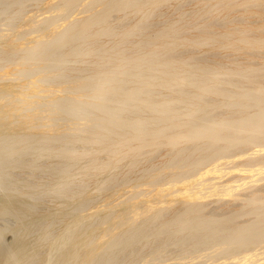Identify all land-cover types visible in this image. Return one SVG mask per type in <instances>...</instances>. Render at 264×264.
Listing matches in <instances>:
<instances>
[{
  "label": "bare ground",
  "instance_id": "bare-ground-1",
  "mask_svg": "<svg viewBox=\"0 0 264 264\" xmlns=\"http://www.w3.org/2000/svg\"><path fill=\"white\" fill-rule=\"evenodd\" d=\"M29 1L36 5L26 12ZM180 1L0 0V16L7 15L0 17V184L10 182L0 216L25 215L29 224L10 251L13 264H118L125 257V264H170L169 256L167 262L160 256L166 243L147 256L138 253L148 249L150 237L163 235H181L175 238L180 256L171 264H264V57L260 67L229 63L236 70L218 87L216 65L176 52L187 41L231 48L228 32L217 33L220 40L208 28L209 37L188 39L183 30L196 18L195 6L188 17L178 13L152 24ZM228 3L223 12L230 11ZM252 36L245 27L237 40L251 51L264 47L263 35ZM236 78L241 82L234 85ZM33 149L38 161L53 155L63 164L52 194L41 190L51 195L49 211L39 210L41 195L15 194L18 182L7 171L10 163L25 164L22 157ZM158 150L164 153L154 162ZM225 196L245 199L224 218L201 214L203 199ZM179 202L180 211L174 208ZM241 214L252 219L235 224L231 216ZM31 232L36 236L26 240ZM122 251L127 254L117 262Z\"/></svg>",
  "mask_w": 264,
  "mask_h": 264
},
{
  "label": "rangeland",
  "instance_id": "rangeland-1",
  "mask_svg": "<svg viewBox=\"0 0 264 264\" xmlns=\"http://www.w3.org/2000/svg\"><path fill=\"white\" fill-rule=\"evenodd\" d=\"M188 0H181L180 1V3L178 2V3H175L172 7H170V8H168V9H163V12H161V16H157L156 18H154L153 19V21H152V24H154V25H158L157 23H159V25L158 26H161L162 24H163V21L165 22V19L167 20V19H170V20H172V19H175L176 17H177V14L178 13H182L181 15H185L186 17H188L189 15H191V13H193V12H190V11H192L193 10V8H194V6H195V9L193 10V11H195L193 14L196 16V18L194 19V20H192V21H189V23L188 24H185V29L186 30H183V32H187V33H184L185 34V36L188 38V39H194V38H200V34H203L202 36H204V37H209L208 35H211L212 33L215 35H217V39H220L219 37H220V35H218L217 33H219V34H224L225 32H228L227 33V37L231 40V42L233 43V45L235 46H232L231 48L229 47V48H217L218 50H216V49H213L212 47H210L209 45H207V46H198V45H195V44H192L191 42H189V41H187L186 43H185V45L183 46L184 47V49H178L179 51L178 52H176L177 54H179L180 53V51H181V53L182 54H184L185 56H186V54H187V56L190 54L191 55V57H194L195 58V61L197 62V61H199V63L198 64H202L203 62H207V63H209L210 65H212V64H214V65H216V67L215 66H213L212 65V68H214V71H216V74H217V76H219L218 78H217V84H218V87H224V82L225 81H227L228 79H226V78H229L230 77V75H232L233 74V70H236V69H240V67L242 68V67H244L245 69H246V67H251V65H255V67H260V63L262 62V60H263V57H264V47H253L254 49V51L252 50L251 51V49H252V47H248V46H243V45H241L240 43H239V41L237 40V36L239 35V33L240 32H242L243 30H245V27H246V29H247V32H248V34L249 35H253L252 37H254V36H261V35H263L262 37L264 38V11H262V8L261 9H259V8H257V5H258V3L260 4L258 7H263V4H264V0H246V2H245V0H201V1H198V0H189V2H187ZM197 1V2H196ZM222 1V2H221ZM229 2L227 5L229 6V10L230 11H228V12H223L224 10H222L223 9V7H221L222 6V3H224V2ZM233 2V3H230V2ZM250 1V2H249ZM219 2H221V4L219 3ZM236 2V3H235ZM239 2V3H238ZM243 2H244V4H248V3H250L249 5H246V6H244V4H243ZM254 2H256V4L254 3ZM258 2V3H257ZM194 3V4H193ZM215 3V4H214ZM261 3H262V5H261ZM186 4V5H185ZM198 4V5H197ZM252 4V5H251ZM27 6H26V12H31V10H33V6H35L36 4L34 3V1H32V2H30L29 1V3H27L26 4ZM177 5V6H176ZM179 5H181V6H179ZM203 5V6H202ZM209 5H211V6H209ZM214 5V7H212ZM235 5H236V9L234 8L235 7ZM242 5V6H241ZM206 6V7H205ZM233 6V7H232ZM241 6V7H240ZM253 6H255V7H253ZM176 7V8H175ZM182 9H181V8ZM192 7V8H191ZM197 7H199V8H197ZM204 7V8H203ZM213 9H212V8ZM215 7H217V9H219L220 7V9L217 11V9H215ZM240 7V8H239ZM247 9H246V8ZM178 8V9H177ZM201 8H203V9H201ZM207 8V9H206ZM209 8L211 9V10H209ZM231 8V9H230ZM243 10H242V9ZM250 8H251V11H250ZM254 8V9H253ZM257 8V9H256ZM264 8V7H263ZM171 9H172V11H171ZM174 9V10H173ZM197 9H198V11H197ZM201 9V10H200ZM239 11H238V10ZM166 10H168V11H166ZM175 10H176V12H175ZM178 10V11H177ZM200 10V11H199ZM215 10H216V12H215ZM256 11V10H258L257 12H256V14L254 13V11ZM264 10V9H263ZM241 11L243 12V13H241ZM246 11L247 12H251L252 13V15H251V13H250V15H249V13H247L246 14ZM261 11V12H260ZM173 12V13H172ZM190 12V13H189ZM197 12V13H196ZM205 12V13H204ZM207 12V13H206ZM220 14H219V13ZM231 12V13H230ZM263 12V13H262ZM189 13V14H188ZM196 13V14H195ZM229 13V14H228ZM236 15H235V14ZM239 13V14H238ZM257 13H259V14H261V15H259V14H257ZM217 14V15H216ZM218 14H219V16H218ZM224 14H225V16H227V17H225L224 16ZM227 14V15H226ZM245 16L244 18H243V15ZM246 14V15H245ZM254 14V15H253ZM179 15V14H178ZM221 15V16H220ZM237 15H239V16H237ZM249 15V16H248ZM259 15V16H258ZM4 16V15H3ZM7 16V15H6ZM6 16H4V17H6ZM116 16L117 15H113L112 16V18H111V20L112 19H114L115 20V18H116ZM199 16V17H198ZM201 16V17H200ZM225 17V19H226V21H225V19L223 18V17ZM231 17V18H229V17ZM232 16H234V17H232ZM248 16V20H250V21H248L247 19H246V17ZM258 16V17H257ZM263 16V17H262ZM1 17V16H0ZM3 17V18H4ZM198 17V18H197ZM207 17V18H206ZM236 17V18H235ZM241 17L244 19V21H243V19H241ZM253 17H254V19H256V20H253ZM261 19H260V18ZM2 17H1V19H3ZM201 18H202V20H201ZM235 18V19H234ZM251 18V19H250ZM258 18H259V20H262V21H259L258 20ZM215 19V20H214ZM222 19H223V21H222ZM232 19H233V21H232ZM197 20H199V21H197ZM217 20H219V21H217ZM227 20H230L229 22L231 23H228V21ZM237 20V21H236ZM252 20V21H251ZM258 20V21H257ZM195 21H196V23H195ZM224 23H222V22ZM127 22H128V19H127ZM214 22V23H213ZM235 22V23H234ZM253 26V27H255V28H253L249 23ZM262 23V25L261 24H259V25H257V23ZM156 23V24H155ZM161 23V24H160ZM217 23H219V24H216ZM240 23V24H239ZM248 25H247V24ZM190 24V25H189ZM194 24V25H193ZM197 24V25H196ZM198 24H200L199 26H198ZM204 24H205V26H204ZM222 24V25H221ZM231 26H230V25ZM239 25V26H237V25ZM195 25H196V27L197 28H195ZM209 25V26H208ZM212 25V26H211ZM229 25V26H228ZM234 25H236L235 27H234ZM240 25H241V27H240ZM255 25V26H254ZM186 26L188 27V28H190V29H188V28H186ZM193 27L194 26V28L195 29H193V28H191V27ZM208 26V27H207ZM215 26V27H214ZM220 26V27H219ZM223 26V27H222ZM233 26V27H232ZM248 26V27H247ZM200 27H202V28H200ZM207 27V28H206ZM211 27H212V29H211ZM227 27V28H226ZM228 27H230V28H228ZM239 27L241 28V29H239ZM260 27V28H259ZM200 28V29H199ZM204 28H205V30H204ZM209 28V29H208ZM214 28V29H213ZM232 28V29H231ZM249 28V29H248ZM206 29H208V30H211V32L210 31H208V30H206ZM228 29V30H227ZM235 31H237L238 32V30H239V32L237 33V32H234V30ZM255 29H257V30H255ZM263 31H262V30ZM191 30V31H190ZM198 30V31H197ZM213 30H217V31H213ZM250 30H251V32H250ZM261 30V31H260ZM202 31V32H201ZM208 31V32H207ZM213 31V32H212ZM201 32V33H200ZM205 32H207V34L205 33ZM216 32V33H215ZM250 32V33H249ZM256 32H259V33H257L256 34ZM191 33V34H190ZM194 35H193V34ZM231 33H233V34H231ZM188 34V35H187ZM231 34V35H230ZM259 34V35H258ZM199 35V36H198ZM225 35H226V33H225ZM228 35H230V36H228ZM202 36H201V38H202ZM219 36V37H218ZM233 36V38H231ZM203 37V38H204ZM220 40H222V39H220ZM237 44V45H236ZM192 45V46H191ZM185 46L187 47V48H185ZM189 46V47H188ZM195 46V47H194ZM239 46L241 47L242 46V48H239ZM183 47H181V48H183ZM200 49H198V48ZM197 48V49H196ZM256 48V49H255ZM194 50V51H191V50ZM220 49V50H219ZM238 49V50H237ZM247 50L246 52L244 51H241V50ZM250 49V50H249ZM183 50V51H182ZM186 50H187V53H186ZM199 50V51H198ZM210 50V51H209ZM212 50V51H211ZM224 50V51H223ZM229 52H228V51ZM232 50H234V51H232ZM260 52V54H259V52ZM263 51V52H261V51ZM243 52V54L241 53V52ZM184 52V53H183ZM235 52V53H234ZM248 52H250V53H248ZM254 52V53H253ZM180 53V54H181ZM233 53V54H232ZM242 55H241V54ZM246 53V54H245ZM203 54V55H202ZM210 54V55H209ZM213 54V55H212ZM224 54V55H223ZM229 54V55H228ZM241 55V56H237V55ZM256 54H257V57H256ZM189 55V56H190ZM245 55L247 56V59H246V57H245ZM248 55H250V56H248ZM262 55V56H261ZM196 56V57H195ZM200 58H199V57ZM223 58H222V57ZM227 56V57H226ZM244 56V57H243ZM255 56V57H254ZM260 56V57H259ZM203 57V58H202ZM208 57H210L209 58V60H210V62H209V60H208ZM232 57V58H231ZM233 57H236V58H238V60L236 59V58H233ZM250 57H252L253 59L252 60H254L253 62L251 61V58ZM259 57V58H258ZM215 58H216V60H215ZM220 58V59H219ZM222 58V59H221ZM228 60H227V59ZM243 58V59H242ZM244 58L246 59V61H244V62H241L242 60H244ZM213 59H214V61H213ZM235 61H234V60ZM242 59V60H241ZM255 59H257V60H255ZM217 60H219V62L220 63H222V65H218V64H220ZM239 60H241V61H239ZM261 61V62H259V61ZM212 61V62H211ZM236 61H239V63H236ZM200 62H202V63H200ZM232 62H234V63H232ZM249 63V64H247V63ZM212 63V64H211ZM216 63V64H215ZM231 64V68L232 67H234V65H235V67L234 68H236V69H230L229 68V66H230V64ZM244 63V64H243ZM227 64V65H226ZM233 64V65H232ZM258 65V66H257ZM70 66H73L72 64H70L69 65V67ZM224 66V67H223ZM226 66V67H225ZM216 68V69H215ZM223 68V69H222ZM226 70H228V71H226ZM233 71V72H232ZM198 74H201L199 71H196ZM195 72V76H196V73ZM228 73V74H227ZM224 75V76H223ZM227 75V76H226ZM225 78H223V77ZM222 77V78H221ZM223 79V80H222ZM235 79V78H234ZM233 79V84L235 85V84H238V83H240L241 82V79L240 78H236V80H234ZM237 80H239V81H237ZM235 82V83H234ZM224 84V85H223ZM230 88V87H229ZM232 88V87H231ZM208 98V97H207ZM219 110H221V109H219ZM219 110L217 109L216 110V113L218 112V113H220V112H222L223 111V109H222V111H220L219 112ZM78 145V147L80 146V144H75L74 146L72 145V147L73 148H75L76 146ZM78 147H76L75 148V151H78V150H81L80 148H82V146L80 147V148H78ZM72 148V149H73ZM77 149V150H76ZM74 150V149H73ZM72 150V151H73ZM30 151V152H29ZM26 154H25V156H23L22 157V162H24V160H25V162L28 164L29 163V161L31 162V161H36L37 160V156H36V152L34 151V149L31 151V150H29ZM159 151L160 150H158V151H156L154 154H153V157L151 156V158L153 159L152 161H154V162H158V161H160L161 159V157H159L161 154H163L164 153V151L162 150L160 153H159ZM32 152H34V153H32ZM157 152H158V154H157ZM35 154V155H34ZM155 155V156H154ZM29 156H31V157H29ZM48 156H49V159H50V156H52L51 157V159L50 160H48ZM162 156V155H161ZM24 157H25V159H24ZM26 158H28V159H26ZM29 158H31V159H29ZM35 158V159H34ZM47 158V159H46ZM54 156L53 155H47V156H45V157H43V158H41L40 159V161H36V163L37 164H34L33 162H32V165H31V163H29L28 165H27V167L25 166L26 165V163L25 164H22L21 166L20 165H15V166H13L14 165V163H10V164H8L9 166H8V168H10V169H8L7 171H8V173H9V175L11 176V177H13V178H16L15 180V182H18V184L16 183V185L15 186H17V187H19V188H21V189H19V188H17L16 190H15V186L13 187V189H14V191H15V194H17V195H23L24 193H27V197L25 198V199H28V200H36L37 198H39V196L41 195V199L40 200H38V201H40L39 203H41V205H40V207H39V210L40 211H49L51 208H52V204H50V202L48 203V202H46V201H49V196H51V195H49V193H51L52 194V192H51V189H52V187H53V183L55 182V179H56V170L57 169H59V167L61 168L62 167V165L63 164H60L59 163V165L56 163V159L54 158ZM150 158V159H151ZM147 160H149V159H147ZM34 161V162H35ZM45 161H46V163H45ZM150 161V160H149ZM40 162V163H39ZM50 164H48V163ZM53 162V163H52ZM54 162H55V164H54ZM45 164H47L46 166H44ZM12 165V166H11ZM34 165H36V166H34ZM40 165V166H39ZM56 165H58V166H56ZM61 165V166H60ZM19 166V167H18ZM55 166V167H54ZM24 169H23V168ZM29 167V168H28ZM38 167V168H37ZM51 168V170H54V171H51L50 169H47V168ZM12 168V169H11ZM18 168H20V169H18ZM26 168V169H25ZM30 168L32 169H34L35 170V172H34V170H30ZM46 169V170H43V169ZM54 168V169H53ZM39 169V170H38ZM11 170H12V172H11ZM14 170V171H13ZM37 170V171H36ZM11 172V174H10V172ZM30 171V172H29ZM40 171H41V173H40ZM14 172V173H13ZM35 174H34V173ZM50 173V174H46V173ZM45 175H44V174ZM51 173L52 174H54L53 176L51 175ZM43 176H42V175ZM13 175V176H12ZM19 175V176H18ZM35 175H39V177L38 176H35ZM41 175V176H40ZM48 176V177H47ZM42 177V178H41ZM50 177V178H49ZM41 178V180H39ZM42 179H44V180H42ZM46 179V180H45ZM48 179V180H47ZM226 179H230V177H227V178H225V180ZM27 181L29 182V183H27ZM9 181H7V183H8ZM20 182H24V183H20ZM26 182V183H25ZM40 182L41 183H43V185H41L40 184ZM44 182H45V186H44ZM51 182V183H50ZM6 184V181H3V184ZM10 183V182H9ZM7 184L6 186H4V185H2V183L0 184V186H2V190L0 189V197H1V195L2 194H6L7 195V192L9 191V189H10V184ZM263 182H261L260 184H258V186L259 185H261ZM25 184H28V185H25ZM48 184V185H47ZM79 184H83V182H81V183H79ZM31 185H33V186H35V187H33V186H31ZM40 185H41V187H40ZM47 185V186H46ZM75 185H76V183H75ZM3 186H4V188H3ZM30 186H31V188H30ZM38 186V187H37ZM51 186V187H50ZM111 186V185H110ZM110 186L108 187L107 186V188L106 189H110ZM262 186V189H263V186H264V183L261 185ZM22 187H24V188H22ZM27 187V188H26ZM29 187V188H28ZM32 187L34 188V189H32ZM37 187V188H36ZM46 187H48V188H46ZM8 189V190H6V189ZM46 188V189H45ZM257 188V187H256ZM12 189V190H13ZM36 189V190H35ZM50 189V190H49ZM259 189V188H258ZM260 189H261V187H260ZM261 189V190H262ZM40 190V192H37V191H39ZM41 190H44V191H46V190H48V191H46V192H49V193H46V192H43V191H41ZM254 190H257V189H255L254 188ZM264 190V189H263ZM18 191H21V192H18ZM249 192L250 191H252V190H248ZM248 191H244L243 193H241V197L242 196H244V195H246L247 193L246 192H248ZM41 192H43V193H41ZM42 194H44V196H43V198L45 199L46 198V200L45 201H43L44 199L42 198ZM47 194V195H46ZM32 195V196H31ZM35 195H39L37 198H35L34 196ZM45 196H47V197H45ZM28 197H32L33 199H29ZM245 197V196H244ZM221 198H223L221 201H219L218 202V200H215V199H203L202 201L204 202V204H203V212L201 213V214H204V215H206V216H211V214H212V216L211 217H214V218H224L226 215H228L229 216V214L231 215V212L233 211V212H235L236 210H238V209H240V207H241V205H242V203H243V201H244V199L245 198H236V199H233L231 196L230 197H228V196H225V197H221ZM227 198H229V199H227ZM232 198V199H231ZM206 200H208V201H206ZM210 200L212 201V202H210ZM225 200V201H224ZM206 201V202H205ZM242 203H241V202ZM17 201L15 200L14 201V203H16ZM202 202V203H203ZM239 202V203H238ZM45 204V205H44ZM237 204V205H236ZM241 204V205H240ZM86 205V204H85ZM84 205V206H85ZM184 204L183 203H181V202H179V203H177L175 206H174V208L176 209L177 207H178V211H180V209L182 210V207L181 206H183ZM231 205V206H230ZM240 205V206H239ZM204 206H205V208H204ZM43 207V208H42ZM181 207V208H180ZM185 207V206H184ZM183 207V208H184ZM47 208V209H46ZM223 208V209H222ZM210 210H211V212H210ZM218 210V211H217ZM226 212H225V211ZM213 211V212H212ZM230 211V212H229ZM167 213H168V211H166ZM209 212V213H208ZM225 212V213H224ZM232 212V213H233ZM166 213V214H167ZM164 214H165V212H164ZM241 215H243V214H241ZM238 216V217H236V216H231V217H234V218H236V220H235V224H239V223H245V222H248L250 219H252V215H247V214H244L243 216ZM17 217V218H16ZM11 216V215H5V216H0V232L1 233H3V235H2V237H1V239H0V264H2V262L3 261H5L7 258L9 259L8 260V262L6 263V264H13V259H11V258H9L10 257V253L12 252V249H13V247L15 246V244H16V242H17V239L19 238V235H20V232H21V234H23L25 231H26V229H27V225H28V227H29V224H28V219H26V217H25V215H23V216ZM250 217V218H249ZM18 218H20V220L21 221H19L18 220ZM55 218H58V220L57 219H55ZM62 218V216H60V215H58V216H55L53 219H54V221L55 222H57V221H59V219H61ZM240 220V221H239ZM37 227H34V229H33V231H36V232H38V229L39 228H37ZM19 229H20V231H19ZM56 229V228H55ZM32 231V232H33ZM31 232V234H26L27 235V237L26 236H24V237H26L25 239L26 240H29L30 238H33V237H35L36 236V232H34V234ZM181 235H177V237H175V238H179ZM164 237V238H163ZM163 237H161L162 238V240H160L161 238H158V237H155V236H153V237H150L149 239H148V249H145V250H142L143 252H138V253H140L139 255H138V253H137V255L139 256V257H143V256H147V255H149V253H150V248H156V247H158V246H160L161 244L163 245L164 243H166V244H164L162 247H161V249H163V250H161V252H160V256L162 255L163 256V260H164V258H166L165 259V261L167 262V259L170 257V259L168 260V262L167 263H169L170 262V264L172 263V262H175L174 261V258L176 257V255L177 256H180V253H181V250L179 249L178 250V248H181V245L179 244L178 245V247H175L176 246V244H177V239L175 240V238L174 239H172V240H175V242H172V243H170V241H172L171 239H167V240H164L165 238H166V236L165 235H163ZM183 237V236H182ZM155 238H157L156 239V241H154L155 240ZM149 240H151V241H149ZM164 240V241H163ZM169 240V242H167ZM163 241V242H162ZM153 242H155V243H153ZM157 242V243H156ZM161 243V244H160ZM170 243V244H169ZM176 243V244H175ZM154 244V245H153ZM153 245V246H152ZM158 245V246H157ZM165 245H166V247H165ZM168 245V246H167ZM174 245V246H173ZM197 247H199V246H197ZM195 249L197 250V248L195 247ZM199 249V248H198ZM129 250V249H128ZM147 250H148V252H147ZM194 250V249H193ZM196 250H194V251H192V252H195V254H197V253H199V252H201V250H202V246L200 247V250H197V252H196ZM11 251V252H10ZM144 251H146V252H144ZM42 252V251H41ZM40 252V254H42V253H44L45 251L43 250V252L41 253ZM127 252V251H126ZM125 252V254H127ZM169 252H170V254H169ZM172 252V253H171ZM203 252L205 253V254H208V253H206L204 250L202 251V254H203ZM119 253V252H118ZM121 253V254H120ZM119 254V257H117V258H115L114 257V259H117L116 261L117 262H119V259L121 258V257H125L126 255L124 254V252L122 251V252H120ZM144 255H143V254ZM164 254V255H163ZM194 254V253H193ZM116 255H118V254H116ZM172 255V256H171ZM162 256H161V258H162ZM166 256V257H165ZM169 256V257H168ZM221 255H219L218 257H220ZM138 257V258H139ZM168 257V258H167ZM182 257V256H181ZM217 257V258H218ZM126 258V257H125ZM125 258H124V260H125ZM176 258H178V257H176ZM185 258V257H184ZM124 260L121 258V260H120V262L118 263V264H125L124 263ZM184 259H182V261H183ZM172 261V262H171ZM114 262H115V260H114ZM135 264V263H134Z\"/></svg>",
  "mask_w": 264,
  "mask_h": 264
}]
</instances>
